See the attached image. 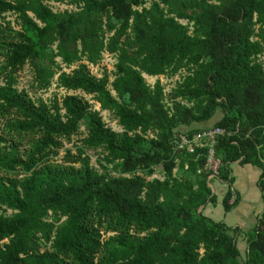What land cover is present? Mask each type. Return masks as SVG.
Returning a JSON list of instances; mask_svg holds the SVG:
<instances>
[{
	"label": "trees",
	"instance_id": "16d2710c",
	"mask_svg": "<svg viewBox=\"0 0 264 264\" xmlns=\"http://www.w3.org/2000/svg\"><path fill=\"white\" fill-rule=\"evenodd\" d=\"M106 53L114 78L89 67ZM263 56L264 0H0V264H264V210L243 259L242 228L205 214L219 203L211 145L180 147L224 129L226 212L241 202L237 162L260 168L264 198ZM26 65L35 93L69 94L19 88ZM145 74L179 79L166 91ZM88 150H102L99 169Z\"/></svg>",
	"mask_w": 264,
	"mask_h": 264
},
{
	"label": "rangeland",
	"instance_id": "374dc122",
	"mask_svg": "<svg viewBox=\"0 0 264 264\" xmlns=\"http://www.w3.org/2000/svg\"><path fill=\"white\" fill-rule=\"evenodd\" d=\"M51 5L54 7L56 11H66V10H73V7L57 4V3H51ZM8 19L15 21L16 17L13 15H8ZM186 23V22H183ZM264 59V56L262 57ZM116 57L109 56L105 57L102 63L99 65L90 64L89 67L91 69V72L97 76H104L106 72L110 73L112 78H114V71H115V65H116ZM62 63V61H61ZM76 65H73L71 67H67L65 64H63L64 70H67L71 72L73 69L76 68ZM33 69L30 65H26L24 69L19 74V88H26L29 90L30 94L34 97L39 96L42 97L45 101H49L50 99H53V97L58 94L60 99H62L63 96L69 94L68 91L64 88H58L57 83L54 82V85L47 90H40L38 92H34L30 88V84L32 83L34 76H33ZM148 81L151 84H155V82L158 80L157 78L145 74ZM159 79L161 82L165 85V88L167 91L171 90L172 87L175 85L176 80L179 79V74L176 75L174 78H167L166 76H160ZM3 82L0 80V84ZM77 93L81 94L85 97L87 101L90 102V104L93 105L94 109L97 111H102L101 105L96 104L91 95L85 94L81 91H78ZM102 115L109 125L110 128H112L114 131L117 132H123V127L120 126L119 122L111 115L109 112H102ZM217 121V120H216ZM213 125V124H212ZM84 131V130H83ZM85 132V131H84ZM86 137L85 134H82L79 137H75L70 144H66V148L72 149L73 145H80V142L82 139ZM95 152L93 150L86 151V154L91 157V164L96 169H99L100 166H97V159L100 158V153ZM75 153V150H74ZM64 156V152L61 151L59 157L57 159H60ZM61 162V161H59ZM234 171L233 174L237 178V182L235 183V189H236V196L241 197V202L239 206L231 213H227L224 205L223 200L224 197L228 191L229 184L224 183L220 179L216 178L214 183H212L214 191L219 196V203L217 206L209 205L208 208L205 210V214L214 220L218 222H225L231 227H240L242 228L243 232L238 237V243L239 247L243 253V259L246 258L247 250H248V235L247 233L256 227L257 222L259 221V218L264 210V198L261 193V190L258 186V178L260 175V168L256 166H249L244 165L239 162L233 165ZM241 170V171H240ZM163 172L164 169L161 167L158 170V174L155 175L153 178H163ZM233 198V202L236 199ZM15 214L14 211L9 210L6 215L7 216H13Z\"/></svg>",
	"mask_w": 264,
	"mask_h": 264
},
{
	"label": "built area",
	"instance_id": "2783aa9c",
	"mask_svg": "<svg viewBox=\"0 0 264 264\" xmlns=\"http://www.w3.org/2000/svg\"><path fill=\"white\" fill-rule=\"evenodd\" d=\"M113 56L110 53H106L105 57ZM104 57V58H105ZM167 91V89L165 88ZM226 134V131L222 128H217L213 130L206 131L202 135L195 136L192 140L186 137L181 138V148H186L190 153H193L195 148L198 146H203V142L207 140L211 145L210 158L207 166V170L213 172L211 178H217L220 174L221 160L216 156L215 145L217 143V138ZM235 198V197H234Z\"/></svg>",
	"mask_w": 264,
	"mask_h": 264
},
{
	"label": "crops",
	"instance_id": "0c3cea01",
	"mask_svg": "<svg viewBox=\"0 0 264 264\" xmlns=\"http://www.w3.org/2000/svg\"><path fill=\"white\" fill-rule=\"evenodd\" d=\"M153 77H155V78H157V79H159V77L160 76H153ZM223 117H224V114L222 113V112H219L217 115H216V117L210 122V123H208V124H197V125H195L196 127H198V128H212V127H214L215 125H216V123H218L219 121H221L222 119H223ZM217 120V121H216ZM213 124V125H212ZM236 164V163H235ZM247 165H249V166H251L250 164H247ZM233 171H234V168H233ZM241 171V170H240ZM237 179V178H236ZM236 182H237V180H236Z\"/></svg>",
	"mask_w": 264,
	"mask_h": 264
}]
</instances>
